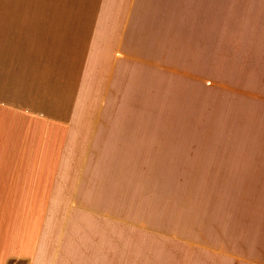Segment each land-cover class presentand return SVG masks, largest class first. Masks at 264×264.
<instances>
[{
	"label": "crops",
	"instance_id": "1",
	"mask_svg": "<svg viewBox=\"0 0 264 264\" xmlns=\"http://www.w3.org/2000/svg\"><path fill=\"white\" fill-rule=\"evenodd\" d=\"M83 5L70 6L72 22L68 10L39 16L51 11L43 0H0V264L95 257L91 239L69 229L105 212L75 204L91 188L93 151L100 164L154 165L173 98L194 107L210 140L170 159L163 237L140 241L135 230L128 257L264 264V0ZM176 21L195 28L185 37H209L210 67H190L157 25ZM140 213L132 207L133 230Z\"/></svg>",
	"mask_w": 264,
	"mask_h": 264
},
{
	"label": "rangeland",
	"instance_id": "2",
	"mask_svg": "<svg viewBox=\"0 0 264 264\" xmlns=\"http://www.w3.org/2000/svg\"><path fill=\"white\" fill-rule=\"evenodd\" d=\"M77 1H81V6H77L80 9L77 11L83 12L85 8L83 3L86 0H43L42 8L51 9V11H43L39 16L56 18L61 16L58 15L59 13L68 10L66 12L68 14L62 17L73 22L74 17L71 13L73 8L70 6L74 4L75 7ZM34 7H29V10ZM37 7L41 8V6ZM32 11L33 9L28 12L29 17ZM7 14L11 15V12L7 11ZM158 24L164 25L166 31L163 32L170 36L171 46L172 43H176L186 48L190 67L195 65L198 71L202 67L211 66L213 47L209 37H192L190 35L185 37L186 32L190 34L195 30L194 27L188 28L189 23L176 21ZM23 25L26 24L23 23ZM149 25L153 29L152 32L157 30L153 23ZM199 25L201 23H198ZM205 29L207 28L198 27V30ZM182 53L185 52L182 50ZM186 64L187 61L183 58L182 65ZM171 79L172 84L180 80L176 73H172ZM196 116L197 112L194 107H188L178 98H173L170 115L166 121V132L156 134L154 165H127L125 159H121V165L100 164L99 150L93 151L92 157L96 164L91 166V188L85 192L76 191L75 204L102 207L105 212L77 215L80 216L79 220L69 229L78 231L81 236L85 234V237L91 239L93 242L91 248L95 251V257H70L69 264H162V261L153 260L154 257H128L131 251L133 232L136 230V236L140 234V241L145 237L155 239L163 237L162 209L165 192L164 174L167 164L170 159L190 153L191 149L189 148L193 147L197 141L210 140V135L203 136L196 132ZM159 126H163V124L157 125V127ZM79 168L83 170L84 167L80 166ZM168 169H170L169 165ZM135 205L141 209V224L139 227L136 225L133 230L131 209ZM145 208L150 209V213L142 212L145 211ZM8 216L14 217L13 214H8ZM116 248L123 250L124 257H115ZM59 258L58 264H67L68 257Z\"/></svg>",
	"mask_w": 264,
	"mask_h": 264
}]
</instances>
